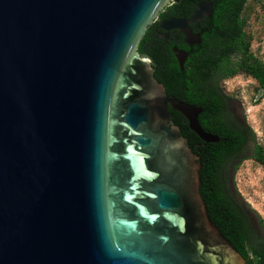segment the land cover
<instances>
[{"label":"water","instance_id":"obj_1","mask_svg":"<svg viewBox=\"0 0 264 264\" xmlns=\"http://www.w3.org/2000/svg\"><path fill=\"white\" fill-rule=\"evenodd\" d=\"M168 1L0 0V264H246L208 215L199 156L151 126L169 104L218 140L136 52ZM211 13L161 26L198 43L190 23Z\"/></svg>","mask_w":264,"mask_h":264},{"label":"flooded vegetation","instance_id":"obj_2","mask_svg":"<svg viewBox=\"0 0 264 264\" xmlns=\"http://www.w3.org/2000/svg\"><path fill=\"white\" fill-rule=\"evenodd\" d=\"M204 1L206 0H190L185 4L184 0H169L148 25L136 47V52L140 57L149 60L152 75L162 84L166 96H174L202 109L198 116L201 127L218 137L216 142H205L198 137L204 145L217 148L240 146L237 153L229 159L226 166L228 168L232 161L240 158L249 149L253 150L254 155L256 146L254 133L246 121L243 105L228 93L224 85L228 78L245 72L226 75L222 66L224 61L227 64H235L243 57L238 51L237 37L241 33L246 34L247 20L243 13L248 0L240 12L236 0H209L212 6L211 15L203 17L197 23H190L192 34L199 36L198 43H188L185 33L178 29H165L161 26L162 22L171 18L190 19L197 5ZM206 37L208 38L205 41ZM215 42L220 45L215 56L220 64L215 72L205 76L200 65L202 61L209 59ZM224 43L226 46L221 48ZM201 50L204 52L203 56L200 54ZM247 75L254 78L250 74ZM257 84L259 86L258 82ZM258 88L259 96L264 95V88L260 86ZM131 97L129 103L141 99L139 93H134ZM177 114L181 113L168 104L166 120L155 113L151 126L154 130L165 124L169 127L177 126L180 135L186 138L189 144L190 140L183 136L180 125L175 120ZM181 115L188 124L185 116Z\"/></svg>","mask_w":264,"mask_h":264},{"label":"trees","instance_id":"obj_3","mask_svg":"<svg viewBox=\"0 0 264 264\" xmlns=\"http://www.w3.org/2000/svg\"><path fill=\"white\" fill-rule=\"evenodd\" d=\"M190 0H184L188 4ZM239 12L245 6L247 0H236ZM239 16V15H237ZM208 37L205 38V41ZM250 36L240 34L237 37L238 51L243 54L240 62L227 64L224 61L225 74L232 75L237 72H245L253 76L259 86L264 88V62L255 57L250 48ZM226 44L224 43V48ZM213 52L209 59L201 62L203 74L211 75L220 64L216 59V50L220 49L219 43L215 42ZM202 53V54H201ZM203 50L200 51L203 56ZM200 69V68H199ZM180 125L183 136L187 137L192 151L199 156L200 167V193L206 204L207 212L211 220L245 258L246 264H264V237L255 234L247 210L231 193L225 172L227 163L239 150L240 146L211 147L204 145L185 122L181 114L175 116ZM254 159L264 165V146L256 145Z\"/></svg>","mask_w":264,"mask_h":264},{"label":"rangeland","instance_id":"obj_4","mask_svg":"<svg viewBox=\"0 0 264 264\" xmlns=\"http://www.w3.org/2000/svg\"><path fill=\"white\" fill-rule=\"evenodd\" d=\"M243 14L247 20L245 33L251 39L250 50L264 62V0H248ZM224 85L243 105L255 144L264 146V95L259 96L257 81L238 73ZM225 174L231 193L247 210L255 234L264 237V165L254 159L253 150L249 149L230 163Z\"/></svg>","mask_w":264,"mask_h":264}]
</instances>
